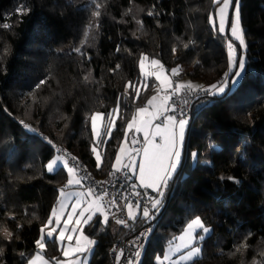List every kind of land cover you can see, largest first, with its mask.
I'll use <instances>...</instances> for the list:
<instances>
[{"label":"trees","instance_id":"16d2710c","mask_svg":"<svg viewBox=\"0 0 264 264\" xmlns=\"http://www.w3.org/2000/svg\"><path fill=\"white\" fill-rule=\"evenodd\" d=\"M21 5L30 13L18 15ZM215 8L212 0H103L97 19L90 0H0V216L15 228L5 216L14 213L24 225L19 240H0L3 264H24L19 253L30 256L36 250L41 223L67 179L63 169L46 172L57 149L80 158L95 177L111 170L123 125L155 93L154 76L147 78L148 89L141 88L135 105L121 96L123 118L116 119L112 138L101 149L105 162L99 171L90 150L89 116L105 113L101 130L107 129V113L125 84L144 79L138 63L142 53L166 69L179 66L177 81L187 78L202 88L218 84L230 71L227 28L220 34L209 23ZM241 13L247 44L243 79L223 95L192 104L181 162L154 219L138 217L126 227L109 217L103 231L98 221L85 227L97 241L88 264H108L116 241L149 224L154 228L140 264H156L155 256L197 216L211 229L200 264H264V0H241ZM90 22L93 28L81 47ZM77 47L91 60L73 51ZM41 80L47 83L37 88ZM242 243L247 247L237 252ZM45 255L60 256L55 245Z\"/></svg>","mask_w":264,"mask_h":264},{"label":"snow or ice","instance_id":"6c2138e0","mask_svg":"<svg viewBox=\"0 0 264 264\" xmlns=\"http://www.w3.org/2000/svg\"><path fill=\"white\" fill-rule=\"evenodd\" d=\"M90 2L94 8L91 14L98 19L101 16L100 9L103 6V0H90ZM212 4L218 6L215 8V14L209 13V23L213 30L224 34L227 28L231 37V39L226 37L230 71L224 74L220 83L211 84L207 88H202L190 81L187 83L176 82L174 85L173 81L164 74V65L158 59H151L150 64L159 65V72H146L145 62L149 61V57L142 53L138 63L144 79L139 84L133 81H128L125 84L124 92L117 97L116 106L107 113L110 121L107 129L105 131L101 130V122L104 120L105 113L93 111L89 116L91 131L95 137L90 150L94 154L96 168L99 171L105 162V156L101 154V149L107 144L108 139L112 138L116 119L123 118L121 115V96L128 97L129 102L135 105L141 97V88L145 91L148 89L147 78L150 75L155 77L153 88L156 91V95L151 96L143 107L135 108L131 118L123 125L124 137L120 141L121 146L117 149V154L111 165V171L108 173L110 178L115 177V179L96 181L91 177V173L87 172L86 167L81 168L79 166L78 158L71 157L74 163L70 165L69 160L66 158L67 154L64 152H60L54 159H51L45 165L47 172L58 174L63 169L66 171L68 179L64 187L57 190V203L52 208L49 217L41 223L38 238L34 241L36 249L34 254L29 256L24 252L19 253L24 264H88V257L92 254L97 241L86 235L84 228L86 226L96 227V225H92V221L93 217L99 213L101 217L99 219V230L103 231L109 222V211L112 207H116L121 212H126L128 220L133 222L138 217L144 220L155 218V214L163 206L169 181L173 179L181 162L185 131L189 124L186 110V106L190 102L189 98L192 94H196L197 98L200 97L201 93H207L210 96L225 94L229 84L233 87L239 84L246 69L245 53L247 44L245 29L242 24L241 0H212ZM30 11L24 5H21L16 10L17 14L21 16L30 13ZM229 13L231 14L230 26L228 25ZM147 15L158 16L159 13L148 11ZM137 23L141 28L143 27L142 20L137 21ZM3 27L9 28L10 26L4 24ZM99 27V23H96L95 28L99 29ZM92 28L93 24L90 22L85 32V41L82 42L81 47L87 41V32ZM236 42H238L239 51ZM81 47H77L73 51L91 60L90 56H86L81 51ZM184 47L186 48L188 45L185 44ZM116 51H120L119 46H117ZM172 52L175 54V47ZM119 67L120 65L117 64L116 69H119ZM110 71H115V69H110ZM179 74V66L171 70L172 76H178ZM84 79L87 81L88 76H85ZM46 83L47 80H41L37 88ZM129 89H131V92ZM173 97H176V99H173ZM181 105L184 107H181ZM168 113L173 114L169 115ZM177 116L181 118L177 119ZM155 120H160V123L154 124ZM21 123L26 129L33 132L36 131L30 125L24 124L23 121ZM129 132H133L130 141L133 147H127L129 144ZM141 133L142 138L139 136ZM157 137L160 138L161 142H157ZM44 140L54 149L57 148L51 139L44 137ZM136 145L141 146L135 147ZM57 151L59 150L57 149ZM190 155L193 160L197 157L195 152ZM138 157L139 163H137ZM130 176L136 177L138 183L133 180L128 184V188L132 191L127 192V194L117 193L113 196L104 187L105 184L114 188L122 186L120 185L121 177L127 183ZM223 179L225 177L222 176L221 180ZM227 179L236 184L240 183L234 176H229ZM85 181L90 182L85 183ZM138 188L150 189L157 195L148 196L146 192L137 191L136 189ZM74 189L86 190L76 191ZM129 196H143L151 205V211L147 205L142 207L139 199L134 203L129 201ZM121 200L128 202L121 204ZM69 205H71L70 208ZM65 213H67L66 216ZM5 216L8 220L14 222L15 228L8 225L4 216H0V240L11 244L15 240L20 239L18 233L23 229L24 225L16 219L14 213L5 212ZM128 220L116 218L115 223L127 227L129 226ZM61 221H63V225H61ZM70 224L72 227H69ZM210 232L211 229L205 225L199 216L191 219L186 223L181 235L174 237V240H178L180 243L173 246V242L170 241V247L163 256L157 255L155 257L157 264H200V259L203 256L202 242ZM150 233L151 229H147L140 236L147 240ZM74 237L75 243H73ZM137 239L139 240V237ZM50 245L56 246L60 256L45 255ZM142 247V244H136L135 257L137 259H129L127 264H139ZM246 247L247 244L242 243L237 247L236 251L239 252L241 248ZM112 251L117 253V264H119L120 258L124 257V250L113 248ZM3 252V247H0V264H3ZM178 253L182 254L177 259H173ZM60 257H63V259Z\"/></svg>","mask_w":264,"mask_h":264},{"label":"built area","instance_id":"2783aa9c","mask_svg":"<svg viewBox=\"0 0 264 264\" xmlns=\"http://www.w3.org/2000/svg\"><path fill=\"white\" fill-rule=\"evenodd\" d=\"M171 80L173 81L174 85L175 83L177 82V79L175 76H173L171 78ZM223 80V79H222ZM221 80V81H222ZM220 81V82H221ZM219 82V83H220ZM205 96H208L207 93H201L200 94V97H205ZM173 99H176V97H173ZM198 98L196 97V94H192V96L189 98L190 102L189 104L186 106V110H187V115L189 117V113H190V109H191V106L192 104L194 103V101H196ZM181 107H184L183 105H181ZM173 113H170V115H172ZM181 117L180 116H177V119H180ZM133 136V133L129 135V144L127 145V147H133V145H131L130 141H131V138ZM139 136L142 138V135L139 134ZM141 145H136L135 147H140ZM58 153L60 154V152H64L67 154L66 158L69 160V164L71 165L72 163H74V161H72L71 157H73L68 151L66 150H62V149H58ZM78 161H79V166L81 168L83 167H86L85 163L80 159L78 158ZM87 169V172L88 173H91L88 168L86 167ZM111 171V170H110ZM108 173L109 171L102 175V176H98V177H95L91 174V177L94 178L96 181H107L109 179H112L114 180L115 177H112L110 178L108 176ZM117 175H120V174H117ZM133 181V177H129L127 183H125L123 181V178L121 177V181H120V185L122 186H117V187H111L110 185L108 184H105L104 187H106L109 191V193L113 196H115L117 193H125L127 194V192L129 191H132L130 188H128V184H130L131 182ZM90 181H85V183H89ZM137 191H141V192H146V194L148 196H156L155 193L151 192V191H148V190H144V189H136ZM107 199V198H106ZM137 199L140 200L141 202V206H145L147 205L151 211V205L149 204V202L142 196V197H135V196H129L128 197V200L131 201V202H135ZM128 201H124V200H121L120 203L121 204H124V203H127ZM109 217L110 218H113L114 220L116 218H122V219H125V220H128V217L126 215V212H121L119 211L116 207H112L109 211ZM130 223V220H128V225ZM153 228L154 226L152 224H149V225H145L143 226L140 230H138L137 232L133 233L131 236L129 237H126V238H121L119 239L118 241H116L111 250H110V253H109V263L108 264H117V253L116 252H113L112 249L113 248H116L117 250L119 249H123L124 250V257H121L120 260H119V264H127V261L129 259H132V260H136L137 258L135 257V252L137 250L136 248V244H142L143 247L141 249V256L139 257V264L141 263V260H142V257H143V254H144V251L146 249V246L148 244V241H149V238H150V235L153 231ZM147 229H151V233L149 234V237L147 240H145L142 236H140V234L142 232H145ZM139 237V240L137 239Z\"/></svg>","mask_w":264,"mask_h":264},{"label":"rangeland","instance_id":"374dc122","mask_svg":"<svg viewBox=\"0 0 264 264\" xmlns=\"http://www.w3.org/2000/svg\"><path fill=\"white\" fill-rule=\"evenodd\" d=\"M216 7H218V6H216ZM230 24H231V14L229 13V20H228V25L230 26ZM227 32H228V30H227ZM227 39H231V37H230V34L228 33V35H227ZM227 39H226V42H225V45H226V50H227V56H229V53H228V49H227ZM236 44L238 45V42H236ZM239 58V57H238ZM150 61L151 60H149V61H146L145 62V71L146 72H150V73H158L159 72V65H151L150 64ZM228 67H229V59H228ZM174 69V68H173ZM139 70H140V68H139ZM171 70H172V68H171ZM171 70H170V72L168 73V71L166 70V68L164 67V74L166 75V76H168L170 79L172 78V75H171ZM230 70V69H229ZM140 73H141V71H140ZM151 76V75H150ZM178 82H180V81H178ZM235 87H233V86H231V84H229V86H228V89L229 90H233ZM155 95H156V91H155ZM101 125H102V122H101ZM89 126H90V128H91V121H90V119H89ZM131 132H129L128 133V136H129V134H130ZM133 133V132H132ZM92 136H93V133H92ZM123 137H124V135H123ZM123 137H122V139H123ZM93 138H94V140H95V137L93 136ZM121 146V144L119 143V145H118V148ZM116 154H117V151H116ZM115 154V155H116ZM57 155H59V153H58V151H56L55 153H54V155L52 156V158L51 159H54ZM115 157V156H114ZM50 159V160H51ZM49 160V161H50ZM114 160V159H113ZM48 161V162H49ZM47 162V163H48ZM46 163V164H47ZM46 169V168H45ZM46 172H47V170H46ZM49 173V172H48ZM67 179H68V176H67ZM74 190H76V191H85L86 189H74ZM57 198H58V196H57ZM57 203V202H56ZM56 205V204H55ZM71 207V205H69V208ZM67 215V213H65V216ZM94 218V217H93ZM193 218H195V217H193ZM193 218H191V219H193ZM74 219H75V217H74ZM190 219V220H191ZM190 220H188V221H190ZM97 221H99L97 218H95V219H93V221H92V225L94 224V223H96ZM187 221V222H188ZM186 222V223H187ZM186 223H185V225H186ZM61 225H63V221H61ZM185 225L183 226V229L180 231V233L176 236V237H178V236H180L181 235V233L183 232V230H184V228H185ZM69 227H72V225L70 224L69 225ZM86 228H87V226H86ZM57 231H59V229H57ZM84 232H85V228H84ZM85 234L86 235H88L86 232H85ZM89 236V235H88ZM90 237V236H89ZM91 238V237H90ZM173 242V246L174 245H178L179 243H180V241H178V240H173L172 241ZM66 243H67V241H66ZM73 243H75V237L73 238ZM169 247H170V243H168L167 245H165L164 246V248L162 249V251H161V253L160 254H157V255H160L161 257L163 256V254L165 253V251L166 250H168L169 249ZM60 254V253H59ZM180 254H182V253H178L176 256H174L173 257V259H177L178 258V256L180 255ZM156 255V256H157ZM155 256V257H156ZM61 259H63V257H60ZM89 258V257H88ZM154 261H155V263L157 264V261H156V259L154 258Z\"/></svg>","mask_w":264,"mask_h":264},{"label":"crops","instance_id":"0c3cea01","mask_svg":"<svg viewBox=\"0 0 264 264\" xmlns=\"http://www.w3.org/2000/svg\"><path fill=\"white\" fill-rule=\"evenodd\" d=\"M167 71H168V73L170 72V70L171 69H166ZM173 77V76H172ZM155 78V77H154ZM178 81H180V82H183V83H187V82H189L190 80L189 79H187V78H182V79H180V80H178ZM177 81V82H178ZM190 82H192V81H190ZM193 84H195L196 85V83H194V82H192ZM153 95H155V93L153 94ZM152 95V96H153ZM169 115H170V113H168ZM160 123V120H155L154 121V124H159ZM130 134H132V132L130 133ZM129 134V135H130ZM141 135H142V133H141ZM129 137V136H128ZM157 142L159 143V142H161L160 141V138L159 137H157ZM140 161H139V157L137 158V163H139ZM133 180H136V177H133ZM66 181H67V179H66ZM136 182L138 183V180H136ZM65 184H66V182H65ZM140 189H142V188H140ZM145 190V189H144ZM148 191H151L150 189L148 190ZM151 192H153V191H151ZM153 193H155V192H153ZM156 195H157V193H155ZM95 218H97L98 220L99 219H101V217L99 216V213L97 214V216H95L93 219H95ZM99 222V221H98ZM89 259H90V256H89V258H88V262H89Z\"/></svg>","mask_w":264,"mask_h":264}]
</instances>
